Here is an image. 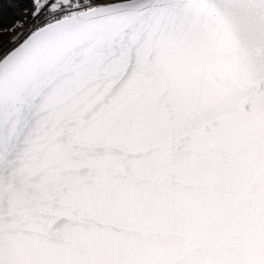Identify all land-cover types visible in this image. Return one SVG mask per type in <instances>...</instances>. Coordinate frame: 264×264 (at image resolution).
I'll return each mask as SVG.
<instances>
[{
  "label": "snow or ice",
  "instance_id": "obj_1",
  "mask_svg": "<svg viewBox=\"0 0 264 264\" xmlns=\"http://www.w3.org/2000/svg\"><path fill=\"white\" fill-rule=\"evenodd\" d=\"M16 175L0 264H264V0H0Z\"/></svg>",
  "mask_w": 264,
  "mask_h": 264
},
{
  "label": "clouds",
  "instance_id": "obj_2",
  "mask_svg": "<svg viewBox=\"0 0 264 264\" xmlns=\"http://www.w3.org/2000/svg\"><path fill=\"white\" fill-rule=\"evenodd\" d=\"M72 179L71 175L62 180L47 181L24 175L5 176L0 178V202L12 205L25 216L33 217L43 193L64 191L71 186Z\"/></svg>",
  "mask_w": 264,
  "mask_h": 264
}]
</instances>
